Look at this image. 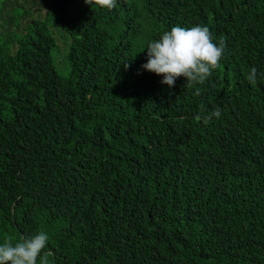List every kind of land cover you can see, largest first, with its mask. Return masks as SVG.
<instances>
[{
    "label": "trees",
    "instance_id": "trees-1",
    "mask_svg": "<svg viewBox=\"0 0 264 264\" xmlns=\"http://www.w3.org/2000/svg\"><path fill=\"white\" fill-rule=\"evenodd\" d=\"M176 25L226 41L203 85L141 67ZM253 66L264 0H0V241L45 230L48 264H264Z\"/></svg>",
    "mask_w": 264,
    "mask_h": 264
},
{
    "label": "clouds",
    "instance_id": "clouds-1",
    "mask_svg": "<svg viewBox=\"0 0 264 264\" xmlns=\"http://www.w3.org/2000/svg\"><path fill=\"white\" fill-rule=\"evenodd\" d=\"M86 4L98 5L111 10L116 0H84ZM147 62L141 67L157 75L163 74L162 84L174 87L178 78H185V86L203 85L212 75L213 70L220 67L227 52L226 41L218 43L206 25L181 27L179 25L164 30L158 39L147 44ZM125 67H128L126 64ZM258 76L264 77L256 67L247 73L246 79L256 85ZM200 95V89L195 90ZM221 109L216 107L210 113L202 105L197 120L208 123L212 118L220 117ZM49 233L39 230L34 235L22 236L16 240L12 235H5L0 241V264H48L45 249L48 248Z\"/></svg>",
    "mask_w": 264,
    "mask_h": 264
},
{
    "label": "rangeland",
    "instance_id": "rangeland-1",
    "mask_svg": "<svg viewBox=\"0 0 264 264\" xmlns=\"http://www.w3.org/2000/svg\"><path fill=\"white\" fill-rule=\"evenodd\" d=\"M56 40V38H55ZM57 41V40H56ZM57 46L60 47V43L57 42ZM59 51H60V48H57V50L55 51L54 55H53V59H54V64L56 66V69L57 71L60 73V74H64V64H63V60L62 58L59 57ZM58 57H59V62L60 64L58 63Z\"/></svg>",
    "mask_w": 264,
    "mask_h": 264
}]
</instances>
